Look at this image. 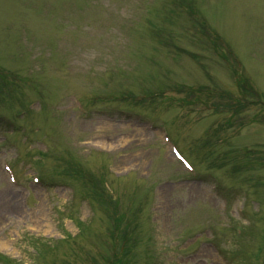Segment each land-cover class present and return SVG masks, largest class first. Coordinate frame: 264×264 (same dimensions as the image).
Masks as SVG:
<instances>
[{"label": "rangeland", "instance_id": "374dc122", "mask_svg": "<svg viewBox=\"0 0 264 264\" xmlns=\"http://www.w3.org/2000/svg\"><path fill=\"white\" fill-rule=\"evenodd\" d=\"M177 1L0 0V264H264V0Z\"/></svg>", "mask_w": 264, "mask_h": 264}, {"label": "bare ground", "instance_id": "6f19581e", "mask_svg": "<svg viewBox=\"0 0 264 264\" xmlns=\"http://www.w3.org/2000/svg\"><path fill=\"white\" fill-rule=\"evenodd\" d=\"M102 144H104V142H101Z\"/></svg>", "mask_w": 264, "mask_h": 264}]
</instances>
